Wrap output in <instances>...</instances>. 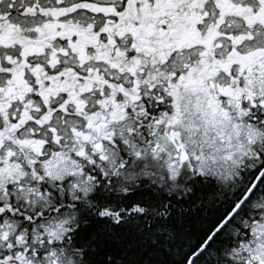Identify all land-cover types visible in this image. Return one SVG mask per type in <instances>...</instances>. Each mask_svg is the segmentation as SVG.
Masks as SVG:
<instances>
[{
	"label": "snow or ice",
	"instance_id": "obj_1",
	"mask_svg": "<svg viewBox=\"0 0 264 264\" xmlns=\"http://www.w3.org/2000/svg\"><path fill=\"white\" fill-rule=\"evenodd\" d=\"M0 264H264V0H0Z\"/></svg>",
	"mask_w": 264,
	"mask_h": 264
}]
</instances>
